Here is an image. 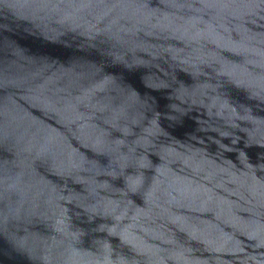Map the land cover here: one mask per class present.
Masks as SVG:
<instances>
[{
  "label": "water",
  "instance_id": "obj_1",
  "mask_svg": "<svg viewBox=\"0 0 264 264\" xmlns=\"http://www.w3.org/2000/svg\"><path fill=\"white\" fill-rule=\"evenodd\" d=\"M0 264H264V0H0Z\"/></svg>",
  "mask_w": 264,
  "mask_h": 264
}]
</instances>
